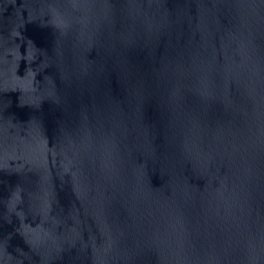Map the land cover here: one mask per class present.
I'll use <instances>...</instances> for the list:
<instances>
[{"label": "water", "instance_id": "95a60500", "mask_svg": "<svg viewBox=\"0 0 264 264\" xmlns=\"http://www.w3.org/2000/svg\"><path fill=\"white\" fill-rule=\"evenodd\" d=\"M0 264H264V0H0Z\"/></svg>", "mask_w": 264, "mask_h": 264}]
</instances>
